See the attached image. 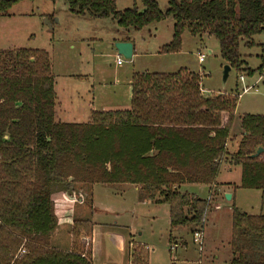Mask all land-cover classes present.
Returning <instances> with one entry per match:
<instances>
[{
	"label": "trees",
	"instance_id": "16d2710c",
	"mask_svg": "<svg viewBox=\"0 0 264 264\" xmlns=\"http://www.w3.org/2000/svg\"><path fill=\"white\" fill-rule=\"evenodd\" d=\"M21 1L0 0V19ZM66 3L75 16L110 19L126 31L171 17L172 38L161 55L180 51L184 31L207 34L217 40L231 70L243 67L240 44L251 48L253 37L264 32V0H169L164 12L155 0H134L123 11H117L116 0ZM263 67L261 57L258 71ZM200 82L185 68L134 74L129 109L92 112L82 124L61 123L55 119L47 52L0 50V264H91V220L73 219L69 251L50 245L58 225L52 200L57 186L72 193L73 184L132 185L140 198L168 206L171 230L190 233L201 231L210 200L181 187L215 184L223 165L239 168L238 188L264 197V115L239 118L240 140L229 153L240 93L209 95ZM258 148L262 153L252 157ZM230 246V264H264V216L240 212L233 204ZM148 261L149 252L134 246L131 264Z\"/></svg>",
	"mask_w": 264,
	"mask_h": 264
},
{
	"label": "rangeland",
	"instance_id": "374dc122",
	"mask_svg": "<svg viewBox=\"0 0 264 264\" xmlns=\"http://www.w3.org/2000/svg\"><path fill=\"white\" fill-rule=\"evenodd\" d=\"M155 1L162 12L168 9L169 0ZM135 4L141 11V4ZM133 5L134 0H116L117 11L131 9ZM173 23L168 17L140 31H126L110 19L75 16L68 10L66 0H23L10 9L8 16L0 19V50L47 52L55 92L59 98L72 102L68 111V115L73 117L70 123H86L89 109H129L132 76L144 72L175 73L185 68L200 76L201 90L209 92L206 94L228 95L237 90L240 97L235 109L236 128L233 129V140L229 142L231 145L228 144V151L234 152L233 142L240 140L237 135L241 131L237 122L239 118L245 114L264 115V67L258 71L261 57L264 58V32L253 37V47L246 48L243 43L240 44L243 67L232 69L223 84L225 63L220 58L218 42L213 36H192L184 31L178 53L160 54V48L171 41ZM121 41L135 45V56L131 60L117 54L115 43ZM198 55L204 56V62H198ZM119 59L122 66L117 65ZM246 70L254 74L248 76ZM246 87L249 90L243 92ZM232 175L235 177L234 173ZM184 186H192L187 192L204 200L208 198V190L203 186ZM256 194L253 190L241 193L236 201L237 209L252 216L264 215V204ZM75 198L78 201L80 197L75 194ZM83 198L81 206L77 201L72 204L75 205L72 208L73 219H88L96 226L92 233L93 264H128V233L135 242L146 245L138 246L149 252L148 264H211L214 252L204 249L218 248L223 255L220 246H224V241L231 237L228 202L217 203L216 198L209 203L201 228V231L204 229L206 242L205 247L200 246L201 250L193 243V233L187 228L170 229L167 205L155 206L150 201L143 202L140 192L132 185H96L92 199ZM224 200L227 201L225 197ZM67 203L71 202L63 199L56 202L58 220L71 209L72 206L68 207ZM56 230L59 231H54L50 245L69 248L70 229L60 227ZM81 237L83 242H89L84 234ZM181 242L186 245H181ZM229 256H221L217 264H222L223 259L229 262Z\"/></svg>",
	"mask_w": 264,
	"mask_h": 264
},
{
	"label": "crops",
	"instance_id": "0c3cea01",
	"mask_svg": "<svg viewBox=\"0 0 264 264\" xmlns=\"http://www.w3.org/2000/svg\"><path fill=\"white\" fill-rule=\"evenodd\" d=\"M86 17H88V16H86ZM121 42H129V41H121ZM129 43H131L132 46H133V52H132V57H131V59H132L133 56H135V45L132 42H129ZM122 65H123L122 63L119 64V66H122ZM54 91H55V89H54ZM203 92L209 93V92L204 91V90H203ZM55 95H56V103H55L56 104L55 105V119H56V121L61 122V123H70L69 120H72L73 117L68 115V111H69L70 106L72 105V102L70 101V99L69 100H64L62 98H59V96L56 94V92H55ZM88 111H89V116L86 117V118H88V120H89V117H90L92 112H100L99 110L93 111L92 109H89ZM234 141H235V142H233V144H235L234 148H236L238 140L235 139ZM229 145H231V144H229ZM229 153H232V152H229ZM237 171H239V168H236L235 170H233V167H231V166L228 167V165H225V166L223 165V167L221 168V170L219 172L218 177L216 178L215 184H213L211 186H203V185H195V186H203L204 188H206L208 190V198L206 200H210V202L214 198H216L217 203L219 201L228 202L230 213H231L232 205L234 204L235 207L237 206L236 205V201H237L238 196L241 193H244L245 191H250V190H244V189L238 188L240 176H239V178L237 177ZM231 173H234L235 177L233 175L231 176ZM95 186L96 185L87 186V185L73 184V185L69 186L68 191L72 192L74 194H77L78 197H80L77 202L79 203L78 206H81L82 205L81 202H82V200H84V198H83L84 196H86V199L87 198L92 199L93 190H94ZM190 188H192V186H190V187L182 186L181 187V191L182 192H187V190H190ZM63 189L64 188H62L60 186H57L54 189V192L52 194V200L55 203L61 201L62 199L65 200V198H67V195L65 193H63ZM137 192H140L138 188H137ZM255 192L258 193V194H256V196L259 198V201H261V203L264 204V197H262L261 192L260 191H255ZM187 193H189V192H187ZM189 194H192V195L198 197L197 195H195L193 193H189ZM226 194H229V196H230V199L227 200V201L224 200V197H225ZM209 196H210V198H209ZM140 199L143 202L144 201H150L155 206L164 205V204H155L153 201H151L149 199H146V198H140ZM64 203H66V202H64ZM67 204H68V207H70L74 203L72 202V203H67ZM74 206L75 205H73L71 207V209ZM71 209H69V211H67V212H64V214L60 217V219L58 220L57 228L64 227V229H68V231H69V229L71 228V225H72L73 213H74L73 209L72 210ZM259 215H261V213H259ZM254 216H258V215H254ZM94 228H96V226L93 224L92 233H93V229ZM55 231H59V230H55ZM200 232H201V237H202L201 238L202 245H203V247H205L206 246V242H205V238H204V229L202 231H200ZM92 233H91V238H90V243H91V264H93L92 263ZM127 235L130 238V240L128 242L127 261H128V264H131V251H132L131 247L133 245H136V246H138V245L146 246V245H143L140 242H135L132 239V235L130 233H128ZM170 238L176 239V238H174L172 236H170ZM69 240H70V245H69V248H67V249H63V248L61 249L60 247H53V246H51V247H53V248H55L57 250H61V251H69L70 248H71V237H70V234H69ZM230 241H231V237L227 241H224V246H220L222 248V250L224 251L223 255H221V251L218 248H216V249L215 248L207 249V250L204 249V251H206V252H214L211 264H217L221 260L220 259L221 256H226V254L230 255L229 259H228L229 262H225V259H223L222 264H230L231 263V261L233 259V253L231 251ZM172 243H173V245L176 244L175 241L172 242ZM181 245L185 246L186 244L181 242Z\"/></svg>",
	"mask_w": 264,
	"mask_h": 264
},
{
	"label": "water",
	"instance_id": "95a60500",
	"mask_svg": "<svg viewBox=\"0 0 264 264\" xmlns=\"http://www.w3.org/2000/svg\"><path fill=\"white\" fill-rule=\"evenodd\" d=\"M48 26L50 27V24L48 21H46ZM115 49L117 51V54L121 57H123L125 60H131L132 52H133V46L129 42H117L115 43ZM231 71V68L228 65H225L222 72V82L223 84L227 81L229 77V73ZM263 149L258 148L252 157H258L262 153ZM226 200L230 199L229 194L225 195Z\"/></svg>",
	"mask_w": 264,
	"mask_h": 264
},
{
	"label": "built area",
	"instance_id": "2783aa9c",
	"mask_svg": "<svg viewBox=\"0 0 264 264\" xmlns=\"http://www.w3.org/2000/svg\"><path fill=\"white\" fill-rule=\"evenodd\" d=\"M198 62L199 63L204 62V56L203 55H198ZM121 63H122V61L120 59L117 60V64L118 65L121 64ZM240 80L243 83V79L241 78ZM247 90H249L247 87L243 88V92H246ZM63 193H65L67 195V198H65L66 201H69L71 203L72 202L74 203L75 201H77L76 198H75V194L74 193H66V192H63ZM201 238L202 237H201V232L200 231H196V232L193 233L192 241H193V243L195 245H197L199 247V250H201L200 246H202ZM172 249H173V247L170 248V250H172ZM22 254H24V251H20L18 253V255H22Z\"/></svg>",
	"mask_w": 264,
	"mask_h": 264
}]
</instances>
